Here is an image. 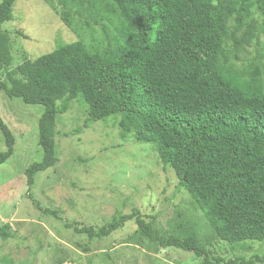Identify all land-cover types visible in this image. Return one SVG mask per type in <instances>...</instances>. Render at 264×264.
I'll use <instances>...</instances> for the list:
<instances>
[{
  "label": "trees",
  "instance_id": "trees-1",
  "mask_svg": "<svg viewBox=\"0 0 264 264\" xmlns=\"http://www.w3.org/2000/svg\"><path fill=\"white\" fill-rule=\"evenodd\" d=\"M16 1L0 0V93L43 107L42 159L24 171L28 189L58 161L57 117L81 100L84 128L118 118L123 138L155 149L179 188L203 210L216 239L243 246L264 242L261 68L238 69L226 47L228 41L234 49L257 42L264 0H45L60 17L76 21L70 26L80 39L33 60L24 57L12 68V43L2 25L13 19ZM0 132L2 165L13 154L14 137L1 116ZM132 220L141 238L191 252L200 264H264V255L214 258L195 233L163 236L136 210L116 214L97 229L67 227L92 242ZM0 237L9 235L2 231Z\"/></svg>",
  "mask_w": 264,
  "mask_h": 264
},
{
  "label": "rangeland",
  "instance_id": "rangeland-1",
  "mask_svg": "<svg viewBox=\"0 0 264 264\" xmlns=\"http://www.w3.org/2000/svg\"><path fill=\"white\" fill-rule=\"evenodd\" d=\"M259 22L262 33L257 42L234 49L228 41L226 47L238 69L259 66L264 85V16ZM71 24L76 21L65 14L60 17L45 0H17L13 19L2 25L12 43L11 67L21 64L24 57L33 60L78 41ZM42 112V106L0 93V116L14 137L13 154L0 165V232L9 235L0 237V264H87L88 259L91 264H200L191 252L164 249L142 239L133 220L92 242L67 227L97 229L116 214L134 210L163 236L195 233L214 258L248 260L264 255V242L247 241L243 246L216 239L203 210L179 188L173 170L162 166L151 145L123 138L118 118L84 128L86 106L81 100L57 117L58 161L37 174L28 189L24 171L42 159L38 144ZM4 149L0 132V152ZM27 194L48 212L35 208Z\"/></svg>",
  "mask_w": 264,
  "mask_h": 264
}]
</instances>
